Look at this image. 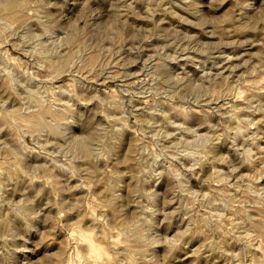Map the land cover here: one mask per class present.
<instances>
[{
    "label": "clouds",
    "instance_id": "9594fccd",
    "mask_svg": "<svg viewBox=\"0 0 264 264\" xmlns=\"http://www.w3.org/2000/svg\"><path fill=\"white\" fill-rule=\"evenodd\" d=\"M264 264V0H0V264Z\"/></svg>",
    "mask_w": 264,
    "mask_h": 264
},
{
    "label": "rangeland",
    "instance_id": "374dc122",
    "mask_svg": "<svg viewBox=\"0 0 264 264\" xmlns=\"http://www.w3.org/2000/svg\"><path fill=\"white\" fill-rule=\"evenodd\" d=\"M205 2H207V0H205ZM187 264H191V261L187 262Z\"/></svg>",
    "mask_w": 264,
    "mask_h": 264
}]
</instances>
